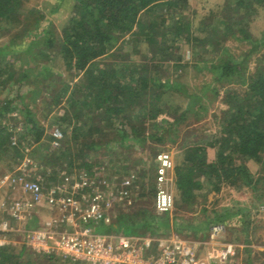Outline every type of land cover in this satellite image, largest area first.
Masks as SVG:
<instances>
[{
    "label": "trees",
    "instance_id": "16d2710c",
    "mask_svg": "<svg viewBox=\"0 0 264 264\" xmlns=\"http://www.w3.org/2000/svg\"><path fill=\"white\" fill-rule=\"evenodd\" d=\"M26 2L0 0V30L5 29L1 28L2 22L6 25L27 22L22 26L21 33L10 38V42L19 43L17 39H23L26 30H31L30 43L39 42L40 54L46 57L43 61H35L40 66L37 70L43 78L53 74L51 66L47 64L51 59L47 51L51 49H55L69 69H74L75 77L79 79L72 86L64 83V87L54 95V102L58 104L71 87L70 95L67 96L70 107L67 106L64 114L58 116L59 124L76 120L69 133L72 134L70 139H78L81 133H85L84 128L88 123L81 121L84 123L81 125L78 120L81 119L84 107H88L95 110L99 120L103 118L111 124L118 118L121 120V128L115 126L118 138H114L121 144L135 139L143 145L150 137L164 141L165 131L176 132L181 126L192 125V118H202L200 110L207 108L206 98L220 92L217 82L225 79L247 80L249 87L244 95L240 96L237 92L228 95L226 101L231 107L224 111L219 132L185 140L182 146L183 162L175 166V182L180 199L188 202L198 195V190L202 192L204 187H207L208 195H213L224 184L233 183L241 177L245 184L253 183L254 179L255 183L260 181V178L253 177L247 160L255 159L264 167V69L256 74L248 73L245 59L232 52L225 40L229 34L238 33V30L241 38L250 37L246 34V28L240 25L237 30L236 25L244 21L254 3L264 4V0H226L220 11L205 14L198 23H194L190 17L192 14L195 16L190 12V0H78L59 34L52 22L38 28L41 13L35 15L33 8L28 9L32 20L21 18V9ZM216 15L220 17V24L213 21ZM34 28L36 31L33 32ZM127 41L134 42L137 52L141 50L140 42L146 43L148 50L142 52L146 61L143 70H148L146 74L138 71L135 64L131 65L129 61L117 60L115 50L122 48ZM184 44L189 45L194 53L192 62L183 59ZM9 48L10 45H3L0 51ZM110 53L116 59L94 66L93 62L98 57ZM161 61L166 63L162 65ZM128 66L130 78L127 80L123 77ZM190 69L210 72L212 81H205L199 89L190 88V84L185 81L186 72ZM184 99H188V103L182 110ZM12 108L14 106L9 102L0 105V151L7 150L6 145L10 143L12 131L8 130L5 112ZM164 111L172 118H159ZM28 117L27 126L35 141H38L43 137L45 127L30 113ZM127 124H130L131 131L126 129ZM148 127H152L153 131L146 133ZM97 128L91 124L88 132L92 133ZM65 139L62 140L64 150H56L58 156L70 154L68 169L83 166L90 172L88 151L100 146L102 142L85 141L73 152L70 140ZM14 149L17 154L22 153L20 144L15 145ZM103 167L107 168L104 165L101 169ZM150 194L155 195L154 188L150 189ZM142 195L144 199L148 193L143 192ZM169 212H153L147 206H141L136 213L138 216L123 213L117 215L112 223L100 224L97 229L106 231L109 228L125 233L181 234L178 227L182 224L171 217ZM31 221L30 226L38 225L37 219ZM218 222H222V218L215 212L209 223L213 225ZM139 228L146 230L139 231ZM14 248L12 244H0V264H23L21 256L28 250L32 254L56 256L36 251L24 242L18 253L13 251ZM31 261L28 259L29 264L35 263L33 259Z\"/></svg>",
    "mask_w": 264,
    "mask_h": 264
},
{
    "label": "rangeland",
    "instance_id": "374dc122",
    "mask_svg": "<svg viewBox=\"0 0 264 264\" xmlns=\"http://www.w3.org/2000/svg\"><path fill=\"white\" fill-rule=\"evenodd\" d=\"M76 1L78 0H27L25 6L21 9L22 14L20 17L25 20H32V15H28V9L33 8L35 15L41 13L38 28L52 22L53 27L59 34L62 26L73 13ZM225 2L226 0H190L191 9L196 10V12L189 10L195 15L192 14L190 17H192L194 23H198L205 14L220 11ZM35 10L41 11L36 12ZM249 12V14H246L244 21L236 25V28L238 30V26L242 25L246 28V34H249L250 37L247 39L241 38V33L238 30L235 35L229 34L225 43L232 52L245 59L248 73L256 74L257 71L264 69V4L254 3ZM216 16L213 21L220 24V17L219 15ZM26 23H15L17 25L9 23L6 25L5 22H2L1 28L6 30H0V46L10 45L7 51H0V105L9 102L11 106H14V108L5 112L6 124L13 126L12 132L19 137V143L22 146L21 154H17L14 146L10 143H7L8 146L6 145L7 150L2 149L0 151V174L3 175L7 171L23 172V167H27L26 172L31 178L40 179L49 185L66 174L78 176L88 173L97 178H109L113 185L112 188L115 190L116 188L121 189L123 181L129 179L130 183L126 198L123 200L113 199L111 202L110 212L114 220H116L117 215L123 213L134 217L138 216L136 213L141 206H147L151 211L158 212L154 205L155 195L150 196V189L154 188L156 194V168L159 153L162 150L169 151L174 160V166L182 163L184 159L182 146L185 140L191 137H206L219 132L222 128L224 111L231 107L226 101L228 95L231 92H237L242 96L249 87L247 80L225 79L217 82L216 85L220 92L205 97L207 108L200 110L202 118L200 120L192 118L194 121L192 125L181 126L176 132L165 131L164 141H158L150 137L143 145L135 139L127 140L124 142L125 144H121L120 141L114 139L115 137L118 138L116 134L118 131L115 126L121 128V120L118 118L113 121V124L107 123L103 118L99 120L95 116V110H90L88 107H84L81 119L78 120L81 125L85 122L88 123L84 128L85 133H81L78 139H70L72 134L69 133L76 120L64 121L60 125L58 116L64 114L67 106L70 107L67 96L70 95L71 87L58 104L54 102V95L65 84L72 86L73 82L78 80L79 77H75L74 69L71 70L67 67L64 59L55 52V49L47 51V55H50L49 58H51L47 64L51 66L53 74H49L45 78L39 75L37 68L40 69V66L35 61H43L46 57L40 54L41 44L39 42L38 44L36 41L30 43L29 33L31 30H26L23 39L21 37L17 39L19 43L13 41L11 44L10 42V38L14 34L21 33L20 30ZM34 31H36V28H34ZM128 37L129 35L126 36V38ZM139 46L141 50L137 52L134 42L127 41L124 42L122 48H117L114 53L118 61H129L131 65L135 64L134 66L137 67L138 71L146 74L148 70H143V63L146 61L145 56H142V52L145 53L148 49L143 41L140 42ZM182 52L184 60L193 61L194 53L189 45L184 44ZM111 53L98 57L93 62L94 66L100 63V65H103V63L112 62L116 59ZM153 61L150 60V62ZM161 62L162 65L166 63V61ZM126 68V74L123 78L128 80L130 78L128 74L130 66ZM193 69L187 71L185 75V81L190 84V88L199 89L205 81H212L210 72H197ZM158 103L161 104L162 101L159 100ZM187 103L188 99L182 101V110ZM92 106H94V103ZM70 109L72 110V107ZM135 111L138 110L135 109ZM167 111H164L158 117H170L169 111ZM101 112L103 113V111ZM29 113L36 118L39 124L45 127L43 137L38 141H35L33 133L27 126ZM81 121H84V123L82 124ZM91 124L98 127L93 129L92 133L88 132ZM56 127H59L62 132L59 136L53 134ZM126 129L131 131L130 124L126 125ZM152 131L153 128L148 127L146 133ZM64 139L65 141L70 140V145L72 148L74 147L73 152L77 151V148L85 141L102 142L100 146L88 151V158L91 160L88 168L92 173L83 166L68 169L67 164L72 155L67 154L65 156L63 154L59 157L58 152L56 153L57 149L60 152L64 150L62 147V140ZM247 164L253 177L260 178V181L255 183L254 179L253 183L245 184L242 180L243 177H241L233 183L224 184L213 195H208L206 192L209 191L207 187H204L202 192L198 190V195L188 202L180 199L175 183V205L169 213L171 217L182 224L181 227H178L181 234L199 241L210 240L209 233L212 225L209 220L215 212L219 213L225 228L214 242L232 241L236 243L237 250L231 259V263L264 264V167L252 158H248ZM104 165L107 168L104 169L103 167L101 169V166ZM172 174L175 175V168ZM10 192L9 185H2L0 179V220L6 218L12 222L13 216L9 210L2 208L3 200L10 202ZM143 192L148 193L144 199ZM100 224L103 226V222ZM138 230L144 231L146 229L139 228ZM112 231L114 229L109 230L108 228L106 230V232ZM12 237V245L15 247L13 251L18 253L23 244V234L20 230H17ZM207 248H209V244H203L202 253ZM31 258L35 261L34 264H70V261L64 257L32 254L29 250L21 256L23 264H29L28 259L31 261ZM203 258L210 262L209 264H220L219 261L208 259L206 255Z\"/></svg>",
    "mask_w": 264,
    "mask_h": 264
},
{
    "label": "built area",
    "instance_id": "2783aa9c",
    "mask_svg": "<svg viewBox=\"0 0 264 264\" xmlns=\"http://www.w3.org/2000/svg\"><path fill=\"white\" fill-rule=\"evenodd\" d=\"M8 126V125H7ZM13 130V126H8ZM53 134H62L56 127ZM10 144L19 145V137L12 132ZM156 168L157 190L154 205L158 212L171 211L175 205L174 160L169 151L159 153ZM23 172L7 171L0 174L1 184L10 187V202L2 201L16 224L0 220V244L7 243L5 236L20 230L23 242L36 251L54 254L79 264H209L203 256L220 264H233L235 242L215 243L225 225L214 223L209 239L194 240L179 233L152 234L150 232L125 233L99 231L100 223H112L110 212L113 199L127 196L130 180H124L121 189L112 188L109 178H97L88 173L78 176L66 174L52 184L31 178ZM111 190V191H110ZM46 206L58 213L41 218L37 208ZM38 216V225L28 221ZM203 244L209 248L202 253ZM201 256H200V255ZM235 264V263H234ZM239 264V263H238Z\"/></svg>",
    "mask_w": 264,
    "mask_h": 264
},
{
    "label": "crops",
    "instance_id": "0c3cea01",
    "mask_svg": "<svg viewBox=\"0 0 264 264\" xmlns=\"http://www.w3.org/2000/svg\"><path fill=\"white\" fill-rule=\"evenodd\" d=\"M37 211L39 212V215L40 217L43 219V218H48L52 215H55L58 213V210H52L46 206H42V207H39L37 208ZM43 213V214H42ZM35 214V213H34ZM34 220V219H37L38 220V216L37 214H35L29 221H28V225L30 226V223L32 222L31 220ZM37 224L39 223L38 221H36ZM17 222L15 219L12 220V224L15 225ZM33 227V226H31ZM15 232H10L8 235L5 236V239L7 240V245L9 244H12L13 243V237L14 236ZM5 245V244H4Z\"/></svg>",
    "mask_w": 264,
    "mask_h": 264
}]
</instances>
